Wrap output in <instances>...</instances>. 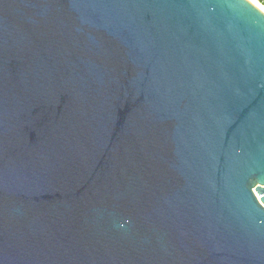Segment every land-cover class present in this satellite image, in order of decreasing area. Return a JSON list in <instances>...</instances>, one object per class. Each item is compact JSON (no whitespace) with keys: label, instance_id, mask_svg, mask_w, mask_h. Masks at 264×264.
Instances as JSON below:
<instances>
[{"label":"water","instance_id":"obj_1","mask_svg":"<svg viewBox=\"0 0 264 264\" xmlns=\"http://www.w3.org/2000/svg\"><path fill=\"white\" fill-rule=\"evenodd\" d=\"M0 264H264V11L0 0Z\"/></svg>","mask_w":264,"mask_h":264},{"label":"built area","instance_id":"obj_2","mask_svg":"<svg viewBox=\"0 0 264 264\" xmlns=\"http://www.w3.org/2000/svg\"><path fill=\"white\" fill-rule=\"evenodd\" d=\"M255 1L258 3L259 8L264 11V0H255Z\"/></svg>","mask_w":264,"mask_h":264},{"label":"bare ground","instance_id":"obj_3","mask_svg":"<svg viewBox=\"0 0 264 264\" xmlns=\"http://www.w3.org/2000/svg\"><path fill=\"white\" fill-rule=\"evenodd\" d=\"M252 3H254L256 6L259 7L258 3L255 0H250Z\"/></svg>","mask_w":264,"mask_h":264}]
</instances>
